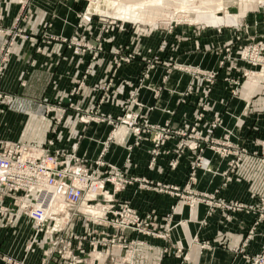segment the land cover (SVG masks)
Wrapping results in <instances>:
<instances>
[{
    "label": "crops",
    "instance_id": "1",
    "mask_svg": "<svg viewBox=\"0 0 264 264\" xmlns=\"http://www.w3.org/2000/svg\"><path fill=\"white\" fill-rule=\"evenodd\" d=\"M29 1L22 24L25 37L18 39L0 75V91L11 97L0 102V137L42 145L54 126V148L90 162L103 158L128 177H145L184 193L201 152L185 149L172 169L171 161L183 139L176 136L152 165L149 135L135 144L136 137L121 126L118 136L109 141L114 126L106 118L121 116L123 103L131 99V110L147 117L151 125H169L181 133L190 132L202 115L193 140L204 147L209 139L231 146L227 156L208 145L201 155L190 188L191 193L206 195L209 202L192 203L134 183L117 196L142 215L151 213L162 235L90 225L101 234L116 232L138 241L133 264H250L252 257L263 253L264 221H258L256 212L211 207L221 198L253 206L264 197V79L253 83L248 77L238 95L232 92L234 81L243 72L253 71L234 59L235 49L243 43L238 41L244 39L241 32L184 25L118 27L97 16L80 19L86 8L82 0ZM25 13L19 0H0L2 25L11 26ZM246 25L252 36L264 33V8L251 13ZM5 38L0 34V49ZM76 41L90 49L79 47ZM194 69L215 73V82L210 85ZM235 159L241 165L231 170ZM30 230L25 218H18L10 228L0 220V249L27 264H40L43 245L25 249ZM124 255V250L116 249L106 262L105 254L91 255L89 260L119 263ZM0 264L9 263L0 259Z\"/></svg>",
    "mask_w": 264,
    "mask_h": 264
},
{
    "label": "built area",
    "instance_id": "2",
    "mask_svg": "<svg viewBox=\"0 0 264 264\" xmlns=\"http://www.w3.org/2000/svg\"><path fill=\"white\" fill-rule=\"evenodd\" d=\"M19 4L26 13L18 16L9 27L0 23V34L6 35L0 49V75L5 70L18 39L25 37L22 24L30 8V1L19 0ZM87 14L85 13L80 19L92 20L93 16L98 15L91 12H87ZM111 24L113 22L109 23V25ZM75 44L90 49V46L80 41H76ZM240 60L250 66L261 65L264 69V40L243 46L240 51ZM196 74L202 77L205 76L210 85L216 80V74L212 72ZM234 85L232 92L237 95L240 92L239 82L234 81ZM10 98L6 93L0 91V102L9 101ZM133 103L134 99L123 103V114L116 119L110 116L106 118L112 121L114 126L109 141L118 136L121 126L127 127L130 135L136 137L135 144H138L144 135H149L150 140L153 142L151 164L154 165L162 155L167 142L176 136L182 135L183 139L176 148L175 158L171 161L172 169H175L179 164L185 149L201 152L191 167L189 182L184 186V193L178 187L154 182L145 177H128L118 167L106 163L103 158L90 162L87 159L77 157L75 153L54 148L57 138L56 129L53 126L42 145L5 140L0 137V220L10 225L19 216H24L35 224L41 232L47 233L49 227L46 223L49 219L57 222L59 217L65 215L67 210L72 211V214L69 213L71 217L77 215V213L83 215L78 209L80 206H86L90 211L98 207L97 209L102 212L101 216L90 213V215H93V221L91 222L94 224L103 228L154 236L162 234L157 231L152 220V214L142 215L129 201L121 200L117 196L127 185L138 183V186L143 189L172 193L192 203L209 202L206 195L191 193L192 188H190L195 180L196 170L201 166V155L208 145V147L227 156L231 154V146L225 141L209 139V143L206 142L207 145L204 147L199 141L193 140L196 135V126L202 120V115L197 118V122H195L190 132L181 133L173 130L169 125L163 127L151 125L147 117L131 110ZM132 149L133 147L130 146L131 152ZM243 150L241 149V151ZM241 151L236 153V156L240 155ZM239 162L238 159L233 160L231 170L235 169ZM211 207L220 208L225 212H240L251 209L258 215L259 222L264 221V197L260 199L258 204L253 206L238 201L229 202L221 198L217 199V202L212 204ZM70 222H64L62 229L63 226L65 229ZM57 227L56 223L52 233H57ZM58 230H61V226L58 227ZM102 234V239L91 244L92 246L102 247L100 252L95 250L98 255L105 254V260L109 255H112L113 250H124L125 255L121 258V261L119 263L114 261L112 264H133L136 248L139 245L138 241L128 240L127 236L117 233L103 232ZM54 245L57 247V238ZM66 247L69 251L61 255V258L66 259L65 264H100L90 263L86 255H90L92 252H85L86 247L83 246L82 240L73 245L72 239H69ZM27 249H31V246L28 245ZM55 252L45 259L42 264H63L60 261L57 262V249ZM0 259L9 264H26L24 260L19 261L11 256L3 255L1 250ZM250 261V264H264V252L252 257Z\"/></svg>",
    "mask_w": 264,
    "mask_h": 264
},
{
    "label": "rangeland",
    "instance_id": "3",
    "mask_svg": "<svg viewBox=\"0 0 264 264\" xmlns=\"http://www.w3.org/2000/svg\"><path fill=\"white\" fill-rule=\"evenodd\" d=\"M84 1V3H86V8L83 12V14L81 16H84V14L87 12H91V13H97V17H99L100 19L106 20L107 24L110 22H113V26H129V27H141V28H153V29H161V28H169L172 26H191V27H215V28H231V29H236L237 31L241 32L242 37H244V39H240L238 41H243V43L240 42V44H238V47L235 49V51L237 52V56L234 57V59L241 61L243 63H245L244 61L240 60V51L241 48L243 46H247L249 44H251L252 42H257L259 40H264V33L262 34H254L253 36L250 35L249 33V29L246 25V19L249 17V15L253 12H255V10H261L262 8H264V0H230L228 3H226L225 8H221L218 12L214 13L213 19L214 18H225L226 17V13L229 12V14L231 16H235L236 20L234 22H222V23H216L214 24L213 21L211 22H204V21H199V22H191L189 20H181V19H174V20H164V19H159L157 20V22L155 24H149V23H145L143 21H136V20H126L124 21L121 18H118V16H113L111 14H103L100 12H97L96 10L92 9V0H82ZM105 7L103 6V9ZM88 15V14H87ZM190 15V19L195 20L197 13L195 11H191L189 13ZM115 17V18H114ZM163 20V21H160ZM181 20V21H180ZM246 35V36H245ZM81 42V41H80ZM82 43V42H81ZM233 48V47H232ZM231 50V49H230ZM229 50V51H230ZM234 51V48H233ZM232 52V51H231ZM253 67V71L252 73H242L240 75V79L237 81L239 82V85L241 83H243L248 77L250 81H253V83H261L260 81H262L264 79V69H262L261 65H257V66H251ZM189 70L191 68H188ZM207 73L208 72H203L200 70H193V73ZM210 73V72H209ZM205 77V76H204ZM205 81H207V78L205 77ZM262 83L264 84V82L262 81ZM241 90V85L239 86V91ZM238 95V94H237ZM20 132V131H18ZM13 133H15V131H13ZM225 144V143H224ZM244 149V148H241ZM242 154V153H240ZM241 162H239V165H241ZM240 167V166H236ZM128 186V185H127ZM104 203V201H103ZM98 207L93 208L92 211H90L88 208H86V206H80L78 209L79 211L83 214L80 215V213H77V215H73L72 217L70 216L69 213L72 214V211H68L65 213V215L61 216V218L59 217V220L54 221L49 219L47 221V226L48 231L50 232H41L38 227L33 224L30 220H28L26 217L24 216H19L18 218H25L26 219V223L31 225V234L30 237L27 239L26 242V246L25 249H27V246L30 245L31 249H27L28 251L31 250H35L36 244H41L43 245L44 248H42V259H41V263L47 259L50 255L56 253V249H57V262L60 261L61 263L65 264V260L61 258V255L64 254V252H68L69 249L66 247L67 245V241L69 239H72L73 245L77 244L78 241L82 240L83 241V246L87 247L88 246V250L90 251V255H88L87 257L91 260V255H95V257L98 255L95 250L97 252H100L102 250L101 246H92V242H96L97 240L102 239L103 234H101V232H97V230H94L90 224H94L92 220V214L90 215V213L96 214V216H101V210L97 209ZM87 213V214H85ZM71 217V219H70ZM76 217V218H75ZM16 218L14 220V222L10 225H7V223L5 221H1V223L4 225V227L10 228L13 225H15L17 219ZM87 219V220H86ZM70 222L68 223V225L66 226V228L62 229V225L64 224V222ZM77 221H81L78 222ZM57 223V226H61V230H58L57 227V233H52L53 229H55V224ZM62 223V224H61ZM80 227V228H79ZM92 228V229H91ZM102 228V227H101ZM47 229V228H45ZM100 231H102L100 229ZM117 231V230H115ZM116 233V232H115ZM57 238V247L54 245V241ZM65 240V241H64ZM64 241V242H63ZM1 250V249H0ZM87 250V249H85ZM1 252L3 253V255H7V256H11L7 253H5L3 250H1ZM94 252V253H93ZM13 258H15L14 256H11ZM94 257V256H93ZM17 259V258H15ZM2 260V259H1ZM19 261H23L22 259H18ZM27 264V263H26Z\"/></svg>",
    "mask_w": 264,
    "mask_h": 264
},
{
    "label": "bare ground",
    "instance_id": "4",
    "mask_svg": "<svg viewBox=\"0 0 264 264\" xmlns=\"http://www.w3.org/2000/svg\"><path fill=\"white\" fill-rule=\"evenodd\" d=\"M230 0H92V9L103 14H111L126 20H140L145 23L155 24L159 19L189 20L191 22H234L236 17L229 12L226 17L214 18V13L225 8ZM262 1V0H261ZM103 6L105 7L103 9ZM195 11V20L190 19V12ZM115 18V17H114ZM180 20V21H181ZM163 21V20H160Z\"/></svg>",
    "mask_w": 264,
    "mask_h": 264
}]
</instances>
